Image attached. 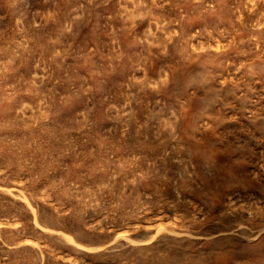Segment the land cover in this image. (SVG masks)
Returning a JSON list of instances; mask_svg holds the SVG:
<instances>
[{
  "label": "rangeland",
  "instance_id": "rangeland-1",
  "mask_svg": "<svg viewBox=\"0 0 264 264\" xmlns=\"http://www.w3.org/2000/svg\"><path fill=\"white\" fill-rule=\"evenodd\" d=\"M0 264H264V0H0Z\"/></svg>",
  "mask_w": 264,
  "mask_h": 264
}]
</instances>
